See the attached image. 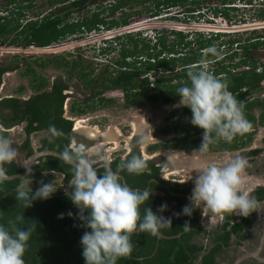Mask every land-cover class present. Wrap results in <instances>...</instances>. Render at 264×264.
<instances>
[{
	"label": "flooded vegetation",
	"instance_id": "obj_1",
	"mask_svg": "<svg viewBox=\"0 0 264 264\" xmlns=\"http://www.w3.org/2000/svg\"><path fill=\"white\" fill-rule=\"evenodd\" d=\"M124 1L125 0H113V3L104 5L103 1L98 3L94 0H34L33 2L28 0H16L15 2L0 0V20L2 22L8 20L13 21L14 27L16 26V23L21 25L18 30L10 34H5L4 37L0 39V50L6 51L1 48H8L9 46L10 48L15 49L24 48V51L28 50L31 45H16L12 44V41L16 35L23 30L25 25L32 21L59 19L61 20V24L58 25V29L68 33L69 30L73 29L71 27L76 25V29H78L80 24L95 18L104 19L107 23H109L113 20V16L110 15V10ZM210 1H218L220 4L219 6L214 7V10L212 11V14L214 15L211 19L210 25L219 27L220 25L217 26L213 22L218 23L217 19H223L224 16L228 17L230 11L241 13L246 11L244 14L248 16L246 20L254 27L252 29V34L256 35L260 32V29L255 27L257 23L254 21L255 6L258 5L256 4L257 0H205L200 4L202 5ZM224 1H226V4ZM258 1H260L258 9H262V12L258 17L264 19V0ZM39 2L40 5H38ZM93 4L96 5L98 11L96 10L92 14L88 11L89 15L78 21L73 19L75 11H79L81 7L85 11L87 5L88 8H91L95 6ZM147 4L151 3L148 2ZM230 4L233 5L230 7ZM34 7L38 10L46 7V9H48L46 15L42 14V17H38L36 20H26L28 17L27 11L32 10ZM138 7L140 8L139 10L137 9ZM143 9V6H136L134 8L125 7L123 10L120 9L117 13L121 12L123 17L129 13H144L145 11ZM107 18L112 20L107 21ZM223 26L224 28L222 29H226L229 27V24L225 22ZM97 27H99V30L107 29L104 25H98ZM76 29L74 28V30ZM80 29L83 33L77 31L76 35H82L87 31L86 26H82ZM157 31L158 32L156 34L154 33V35L149 37L147 40L150 44L154 42L152 44V48L157 46L156 49L149 50V53L152 55L151 59L147 54H144L145 52L138 51L136 50V47H134V49L130 52L132 53L136 51V54L127 56L124 59V62L128 65L123 67L119 65L118 62L123 59L122 51L126 50L123 47L126 45L125 41L129 36L117 37L115 44H120V47L123 48L120 51V59L111 62L108 66H106L105 70L98 75H95V69H91L87 72L84 71V73H90L92 71L91 76L88 79L89 82L84 81L80 76L82 67H77L79 68L78 72H76V69H73V64L75 62H79L78 60L72 63V68L67 71V77H59L57 75L49 80L44 75L38 73L36 69L38 68L40 70H44L53 66V68L56 69L55 71H63V69L67 68V65L69 66V64L66 62L67 65L63 64L61 67H58L57 62L54 61L47 64L48 66L42 67L32 65L31 63L27 64V61L19 59L21 60V66L20 64H18V66H14V64L3 66L1 65V63H3V59L1 58L5 56L4 53L3 55H0V133L5 132L7 138L14 143L16 148H18L17 145H19V154L21 151H24L23 162L18 161L20 159V156L18 155V158L14 163L6 165L7 172L10 170V167L14 165L16 170L20 171V173L10 176L27 177L28 172L26 169L28 168L30 162L31 176L28 178H30L29 181L34 183L33 187H31L33 194L40 187L41 182H43L44 184H53L56 192L53 193L52 196L55 195L62 198H69V201L66 199H64L65 201L63 200L66 203V206L59 208L60 211H64V213L66 212V222L64 223V221H58L56 223L57 225H64L62 227V233L64 234L54 238L52 236L30 237L29 241L31 242L28 243L29 251L33 249L39 254L36 255L37 257L34 259L33 264H42L43 260L46 258L45 254L47 253V250L48 253L50 251L47 255L52 257L49 264H59V260L64 263H68L70 261L71 264H75L73 262L74 259H83L81 238L86 231L91 230L87 228L85 222L80 219V216L83 215L87 218L89 217L90 212L86 210L81 213L80 209H78L71 201L70 196L73 189L71 188L69 181L73 175L72 168L69 165L64 164L61 159L55 158L49 154L50 152H53L61 155V153L68 148L77 149L82 145L86 146L89 157L96 161L94 166L99 168L98 176L103 174L105 166H109L113 171H116L122 162L127 161L133 155L139 154L147 162L148 171L143 175H130L126 171L121 172L120 175L122 177V182L126 183L129 187L141 190L148 189L152 192L149 201L141 208V215H143V210L146 207L151 208L152 211L158 215H162L165 218H171L172 227L171 229H162L161 231L163 235H165L164 232L166 231L173 232L176 230V225L179 226L185 222L191 223L192 219L196 221V225L191 226L185 232L168 236L175 238L163 239L159 237L154 244L150 239V234L142 237L138 236L141 232L133 234L131 240L134 245V249L131 256L127 258H120L117 261V264H122L123 259L126 260L125 264L137 261L141 264H160L157 253L161 245L159 241L161 239H181L185 243L184 245L188 248H195L193 252L190 250L188 252L193 257L192 264H264V133L262 135L257 134V129L260 131L262 129L261 132H264V124L260 122V116L263 111L261 108L254 106L250 109H244V112L251 114L256 118V122L250 121L252 125L250 132L244 136H236L231 143L225 142L222 139H216L214 143L209 144L206 151L209 152L208 156L212 159L210 164H217L219 166L227 165L230 161L237 157H244L247 160V166L243 174L244 191L251 193L260 205L247 217H242L238 213H224L222 215L215 214L210 209L205 208L202 204H197L193 207L191 196L195 187V177L197 172L202 169V165L199 163H193L191 160L192 157L190 156L187 162H185V156L186 153L190 151H199L202 143L203 132L191 137L190 141L181 143V146L177 148L163 146L164 143L169 145L178 142L180 134L175 130L176 122L184 121L186 119V115L183 111L186 107L170 112L165 117V122L167 124L164 127H152L148 130L147 128H142V132H140L138 131V127L132 126L133 123L130 124L132 133L128 138L124 135L123 130L112 129L113 131H111V127L102 128V125L100 124L102 119L99 118L106 116L103 115L102 112L107 110L108 105H112L109 103L107 106H102V100H105L106 102L113 100L116 104V98L119 96L121 101L124 103L123 108H138L143 104L125 107L126 98L129 94H133V96L137 94L138 90L145 86V79H148V86L153 89L157 88V83L163 78H174L171 85H176L178 83V79L176 78L177 76H186L189 66H198L199 62L194 65L177 67L175 70L157 68L144 73L146 70V63L148 61L152 64H156L159 61H169L170 59L187 55L192 50L191 46L193 44L190 47L182 49L183 55H171L166 51L162 52L160 41L163 38L167 39V37L164 34L163 29L161 31ZM176 32L177 31H172L174 34ZM206 33H211L212 36L205 40V42L210 44L201 51L202 53H204L205 49L214 46L213 42H215V40H220L228 34L235 33V31L218 33L207 31ZM188 35L189 34L186 36ZM194 36H201V34L197 33ZM139 39L140 42L146 41L141 37H139ZM59 42L60 41L54 42L49 46L57 44L61 45ZM255 43H260V46L255 49L251 48L252 44ZM249 47L250 49H248ZM261 47H264V35H256L255 38H249L245 42L239 39L230 40L226 43H223L222 41V43L216 47L221 53L220 57L213 58L211 55L208 57L209 64H216L209 71L216 77L222 79L229 78L232 75L239 73L249 72L253 69V66L257 67V72H262L264 71V65H261V63L259 65V62L249 59L250 55ZM117 48H119V46ZM186 49H189V51L184 52ZM78 50L80 49L78 48ZM224 50L227 52L223 53ZM99 51L98 55L99 57H102L100 60L97 59L99 62L103 60V57L107 58L110 56V53L114 52L111 48H102L99 49ZM247 51L249 54H246ZM15 52L16 53H14V55H17L19 50H16ZM59 52L54 54L58 55ZM71 53H75L74 48ZM239 53H242L243 57L239 58V60L235 62L237 59L236 56ZM9 54V52L5 53V55ZM24 54L27 56L30 53L26 51ZM232 56H235V59H231ZM18 57L21 56L18 55L17 58ZM245 61L248 64L240 65V63ZM39 62H45V60L43 61L41 59ZM29 67L34 69L37 75L41 76V79L47 82L45 87L38 89L32 85L33 75L29 72ZM241 68L244 69L242 70ZM71 71H73L74 74L71 75ZM132 71L143 72L133 83H137L138 86L141 85V87H133L131 85L127 86L125 84L121 87H117L115 80L119 78V72ZM17 72H20V78L26 81L24 86L22 85L18 88L20 89L21 87H24V90H22L21 93L18 89H15L16 91H19L17 94L23 96L21 99H18L19 101L17 103L20 105L19 107H15L16 103L8 102L9 100L16 98L10 96L6 97L3 95V91L7 85L5 83L6 78L16 74ZM174 72L175 75L173 76H162L163 74H170ZM159 73L160 76L157 77ZM69 79L73 80L68 81ZM185 80L186 79H183L182 81ZM187 81L189 83V80ZM163 83L168 84L167 82ZM263 86L264 80H262L260 87L257 89L249 90L248 88H243L237 92H233V89H229V91L232 92L234 96H238L240 94L245 95L246 101L243 104L247 105L248 103L264 102V92H262L260 96H252L253 92L263 89ZM109 93H111L112 96H108ZM39 96L40 99L39 102H37L36 107L38 108V111L43 114L42 119L45 123L41 126L39 122H36L34 124L35 129L31 134H28L26 130L28 128V122L25 119H21L22 114L25 110L28 111L29 108H27V106H29V104L32 106L31 104L36 101V98ZM61 97H64V102L60 106L58 101ZM178 101H180V98L177 102ZM74 106L85 108L86 112L76 113L73 110ZM93 106L94 108H92ZM256 109H259L260 111L258 116L256 115ZM177 111L180 113L169 119L172 113ZM65 121H68V123L65 124ZM17 128H23V132L25 134L24 137L18 136V141L15 140V137L11 138V132ZM167 128H170L171 130L162 134L160 133L162 129ZM143 129L146 130L144 131ZM154 133H157L158 139L156 142L151 143L150 138L154 136ZM122 143H124L125 146H123ZM193 144L195 146H192ZM151 147H154L152 151L150 150ZM97 150H99V156L96 154ZM146 152L151 154L147 155ZM166 154H168L167 158L164 157ZM33 157L36 158L32 159ZM100 157H103V159ZM196 160H198V157ZM17 180L20 179L17 178ZM17 188L18 187L12 188L11 191L4 196L5 199L13 192H16ZM162 205H167V209L160 212L159 209ZM185 206L192 207L191 216L183 214ZM69 213L72 214L71 219L69 218ZM175 214H179V216ZM38 240H41L42 243L40 241L39 243H36ZM149 241L154 246L151 253H148L149 250H151L148 247ZM42 247L44 248V251L41 250L39 252ZM49 249L55 250L51 252ZM30 254L33 257L31 251ZM44 256L45 258L41 259V257ZM54 256H56V258H53ZM27 257L30 258V263H32L33 258L30 256ZM64 260L67 261L65 262ZM154 260L155 262H153ZM30 263L25 262V264ZM84 264H86V262Z\"/></svg>",
	"mask_w": 264,
	"mask_h": 264
},
{
	"label": "clouds",
	"instance_id": "obj_2",
	"mask_svg": "<svg viewBox=\"0 0 264 264\" xmlns=\"http://www.w3.org/2000/svg\"><path fill=\"white\" fill-rule=\"evenodd\" d=\"M140 33L138 35L143 40L149 39L145 30ZM115 41L116 38L107 40L105 48L113 46ZM209 55L220 57L221 53L215 46L205 49L198 66H189L187 70L189 83L177 89L180 104L191 110L190 123L203 130L199 148L202 152L207 151L209 144L216 139L231 143L236 136H244L252 128L244 114L243 101L229 91L225 80L208 70ZM96 154L99 156V150ZM18 155V149L11 140L0 134V185L13 179L7 173L6 165L14 163ZM60 159L73 170L69 181L73 189L70 196L72 203L81 213L86 210L90 212L87 218L80 216L91 230L86 231L81 238L82 256L86 264H117L120 258L131 256L134 249L131 240L133 234L146 232L159 238L162 229H171V218L158 215L151 208L145 207L141 215L142 206L152 194L150 190L133 189L122 182L121 172L143 175L148 171L147 162L141 156H131L116 171L105 166L103 174L99 176V168L94 166L96 161L89 157L86 146L68 148L61 153ZM246 166L247 160L237 157L227 165L209 164L199 170L191 196L193 207L202 204L215 214L238 213L247 217L260 205L251 193L244 191L243 174ZM26 171L27 177L18 178L21 184L16 190V199L24 201L25 208H28L36 199H49L56 189L52 183L41 182L33 194L31 183H28L31 171ZM166 209L167 205H162L159 211ZM183 214L191 216L192 207L185 206ZM16 219L24 221L23 216ZM190 227L185 222L183 228L188 230ZM33 228L34 225L19 228L11 221L8 227L0 224V264H25L23 257Z\"/></svg>",
	"mask_w": 264,
	"mask_h": 264
},
{
	"label": "trees",
	"instance_id": "obj_3",
	"mask_svg": "<svg viewBox=\"0 0 264 264\" xmlns=\"http://www.w3.org/2000/svg\"><path fill=\"white\" fill-rule=\"evenodd\" d=\"M9 1L15 2L16 0H9ZM28 1L33 2L34 0H28ZM204 1L205 0H125L124 2H121L118 5L114 6L110 10V15L115 16L120 9L123 10L125 7L134 8L136 6H143L144 7L143 10L145 12H150L152 15H154V17H158L161 15V13L165 11H170L174 8H184L188 6L198 5V7L189 9L188 11L191 14H194L195 12L199 11L197 10V8L200 9L201 8L200 3ZM148 2L151 3L150 7L147 6ZM225 2L226 1H224V3ZM152 10L154 12H151ZM141 13L142 12L129 13V14L124 15L123 17H120L119 19H113L109 23H107L104 19H100V18H95L93 20H87L86 22L80 24L78 29H76V25L71 27L73 29L68 31L69 34L66 33L65 31H60L58 29V25L61 24V20L59 19L32 21L28 23L27 25H25L23 30L16 35V37L12 41V44H16V45L26 44V45H34L36 47H46V46L51 45L54 42H58L61 39L66 38L67 36L76 35L77 31L83 33V31L80 29L82 26H86L87 28L86 32H92L93 30L98 31L99 30V27H97L98 25H104L109 30L128 26L130 24L129 22L130 18L134 15H139ZM20 26L21 25L19 23H16V26L14 27L13 21L8 20V21L2 22L0 20V39L4 37L5 34H10L18 30ZM74 28L76 30H74ZM174 30L183 31V29H174ZM176 34L179 36V41L174 45H168L166 38L161 39L160 45L162 47V52L166 51L171 55L182 54L183 53L182 49H185L186 47H190L193 44L192 43L193 41H187L186 35L182 33H176ZM129 41L135 43L136 50H137L140 41L130 37V35H129ZM141 42L144 44V47H143V52H145L144 54H147L149 58L151 59L152 55L149 53V50L156 49L157 46L152 48L149 42H146V41H141ZM196 42L199 43L200 45L199 49L197 51L191 50L187 55L182 54L183 56H180L178 58H173V59H170L169 61H159L156 64H152L150 61H148L146 63V70L144 73H147L148 71L157 69V68H163L165 70L166 69L175 70L177 67H184L187 65L197 64L203 58V53L201 51L206 46H208L210 43L208 44L207 42L203 41L202 38L197 39ZM259 46H260V43H255V44H252L251 48L255 49V48H258ZM248 49H250V47ZM134 54H136V51L131 53L130 51L123 50L122 51L123 59L119 61L118 64L121 65L122 67L125 65H128L127 63L124 62V59L127 56H131ZM246 54H249V52L247 51ZM213 58H216V57H213ZM231 59H235V56H232ZM51 62H54V61H51V60H47L45 62L37 61V62H34V65L46 67L48 66L47 64ZM55 62H57L58 67H61L63 64L67 65L66 62H64L62 59H59V58L56 59ZM246 64H248L246 61L240 63V65H246ZM77 67H82L80 71V76L84 81L87 82L91 76L92 71L90 73H84V68L81 62H75L73 64V69H76ZM29 69L31 70V71L29 70V72H31V74L33 75L32 85L38 89L45 87L47 85V82L41 79L42 77L37 75L34 69H32L31 67H29ZM256 69L257 67L253 66V69L249 72H243V73H239L236 75H232L231 77L223 79V80L227 82L228 89H233L232 90L233 92H237L243 88H248L249 90L257 89L260 87L262 80H264V71L257 72ZM71 72H72L71 75L74 74L73 71ZM142 73H143L142 71L119 72V76H118L119 78L115 80V82L117 83L116 86L121 87L122 85L125 84L127 86L131 85L133 87H141V85L138 86L137 83L135 84L133 83L139 78V76ZM176 78L178 79V83L176 85H171L174 78L173 79L172 78L161 79V81L157 83L156 89L150 88L148 86V79H145L144 81L145 86L139 89L137 94H135L134 96L133 94L127 95L125 107L157 103L159 101H161L162 104H170L172 102L177 101L180 98L177 94V89L183 86V84L188 83L187 81L188 76L182 75V76H177ZM183 79H186V80L182 81ZM163 82H167L168 84H164ZM20 90L21 91L24 90V87H21ZM235 97L238 100L243 101V103L246 101L245 95L243 94H240ZM39 99H40V96L36 98V101L34 102L32 101L33 102L31 104L32 106H30L29 104V106H27V108H29L28 111L25 110V112L22 114L21 119H25L28 122V128L26 129L28 134H31L33 130L35 129L34 124L36 122H39L41 126H43L45 123V121L42 119L43 114L40 113L38 111V108L36 107L37 102H39ZM58 102L61 106L64 102V97H61ZM109 103L114 104V101L110 100L106 102L105 100H102V104H103L102 106H107ZM17 106L19 107L20 105L16 103L15 107ZM254 106H257L258 108H261L263 110L260 116V119H261L260 122L264 124V102L248 103L247 105H244V109L246 108L250 109ZM92 108H94V106ZM73 110L76 113L86 112L85 108H81L80 106H74ZM183 111L186 115V119L184 121H177L176 127H175V130L180 134L178 138L179 143L177 142V143H173L169 145L164 143L163 146H167V147L169 146L170 148H177L181 146L180 145L181 143H186L190 141L191 137H194L195 135L201 134L203 132L202 129H199L198 127H195L190 123L191 118H192L191 110L186 107L183 109ZM178 113L180 112L177 111V112L172 113L169 119H171V117L173 116H177ZM244 114L248 121L256 122V118L254 116L246 112H244ZM64 123L67 124L68 121H65ZM170 130H171L170 128L162 129L160 133L162 134L164 132H169ZM67 131H68V128H67ZM192 146H195V145L193 144ZM153 149L154 147L150 148L151 151ZM138 156L140 155L138 154ZM7 173L9 175H13V174L20 173V171L16 170L15 166L13 165L10 167V170ZM20 184H21V180L16 179L15 181H11V182L9 181L3 185H0V224H3L5 227H8L9 222L11 221L15 223V225L19 228H25V227H28L29 225H34V228L31 232L30 237H37V236L38 237L40 236L41 237H47V236L51 237L52 236L54 238V237L63 235L64 233H62V227L64 225H57L56 223L58 221L60 222L64 221V223L66 222V215H65L66 212L64 213V211L63 212L60 211L59 208H61L62 206H66L64 199L69 201V198L67 197L62 198V197L54 195L47 200H43V199L34 200L32 202L31 207L25 208L24 206L25 202L22 200L18 201L16 199V192H13L6 199L4 197L8 192L11 191L12 188H16ZM61 215H62V218H61ZM18 216H23L24 221L17 220L16 218ZM69 218L71 219V216ZM188 223L191 226L196 225V221L193 219L191 220V223L190 222ZM184 224L185 223L179 226L174 225L176 230H174L173 232L166 231L164 232V234L167 236H170V235H176L181 232L183 233L186 231L183 228ZM147 234L149 233L141 232L138 234V236L142 237ZM150 239L153 244L155 243V241L158 240V238L153 237V236H151ZM39 241L41 242V240H38L37 242L36 241H33V242L39 243ZM159 241L161 245L159 247L157 255L159 257L160 264H192L193 263V257L188 252L189 250L193 252L195 248H188L187 246L184 245L185 243L183 242V240L181 239H174V240L161 239ZM29 242L31 241H28V243ZM28 243H27V250L25 252L23 259L25 262L30 263V258L27 256L32 257L30 254V251H31V253L33 254V257H32L33 259H32V263L30 264H33L34 259L37 257L36 255H39V254L36 253L33 249L29 251ZM148 247L151 249L149 250L148 253H151L152 248L154 246L151 244L150 241L148 242ZM41 250L44 251V248L42 247L39 250V252ZM49 250L53 252L55 249L54 250L49 249ZM49 253L47 250V253L45 254L46 258L45 256L41 257V259L45 258L42 264L50 263V260L52 259V257H50V255H47ZM53 258H56V256H54ZM155 260L153 262H155ZM64 261L66 262L67 260H64ZM125 261L126 260L123 259L122 264H125ZM58 262L59 264H71L70 261L68 263H64L61 260H59ZM73 262L75 264L77 263L84 264L85 260L82 258H79L77 260L74 259ZM128 264H141V263L137 261V262H129Z\"/></svg>",
	"mask_w": 264,
	"mask_h": 264
},
{
	"label": "rangeland",
	"instance_id": "obj_4",
	"mask_svg": "<svg viewBox=\"0 0 264 264\" xmlns=\"http://www.w3.org/2000/svg\"><path fill=\"white\" fill-rule=\"evenodd\" d=\"M98 3H100L101 1L104 2V5H109V3H113V0H94ZM41 2V1H40ZM40 2L38 5H40ZM231 3V2H230ZM238 3V2H237ZM260 1L257 0L258 4L257 6H255V17H254V21L257 23L255 27H257L258 29H260V32L256 35H264V19L258 17L259 14L262 12V9H258ZM95 5V4H93ZM151 4H148L147 6L150 7ZM219 2L218 1H210L207 3H204L202 5H200V9L197 8V12H195L194 14H191L189 11V9L198 7V5L195 6H188V7H184V8H174L170 11H165L163 13H161L160 16L158 17H154V15H152L150 12H144L142 14L139 15H135L132 16L129 20L130 24H135V23H140L142 22L143 24H138L135 25L134 27L130 28L131 32L130 33H134L133 35L131 34L130 37L140 40L139 37L136 36V32H134L136 28L139 29H145V31L147 32V35L149 37L153 36L154 33L156 34L158 31L157 30H162L164 31V34L167 37V44L168 45H174L179 41V36L176 34L177 32H179L178 30H174V29H183V31H180L182 34L187 35L189 34L187 37V41H193V45L191 46V49L196 51L199 47V44L196 42L197 39H201L202 40H206L208 38H210V36H212L211 33H206L204 31L209 30V28H212L211 26H204L203 24H208L210 25L211 19L213 17L214 14H212V11L214 10V7L219 6ZM233 4H230V7ZM42 9V8H41ZM38 10L36 7H34L32 10L27 11V15L28 17L27 19H32V20H36L38 17L41 18L42 14L47 13L46 7L43 8L42 10ZM138 10L140 9L139 7L137 8ZM98 11V8L95 6L88 8V5L85 8V11L83 10V8L81 7L79 9V11H75V16L73 17L74 20H81L84 19V17H87L89 15L88 11L90 12V14H92L95 11ZM151 12H154L153 10ZM246 12V11H245ZM244 13L241 12H235V11H230L229 12V16L226 17L224 16L223 19H217V22H213L215 23V25H220L219 31L221 32H229V31H235V33L232 34H228L225 37L221 38L220 40H215V42H213V45L215 47H217L218 45H220L223 41V43L228 42L230 40H234V39H239L243 42H245L247 39L251 38H255L256 35L252 34V29L254 28L251 23L249 21H247L246 19L248 18V16L244 15ZM253 12V11H252ZM109 17V16H108ZM120 17H122L121 12L117 13L115 16H113L112 19H119ZM226 17V18H225ZM107 18V21L112 20ZM41 20V19H39ZM25 21V20H24ZM227 22L229 24V27H227L226 29H222L224 28L223 24ZM253 22V21H251ZM222 23V24H220ZM198 25H203L202 27L198 28ZM200 30V31H199ZM172 31H177L175 34L172 33ZM103 30H99V31H92V32H88V33H84L82 35H76V36H67L64 39H61L59 44L62 45L61 48H59V50L57 51L55 50H48L46 51V54H33V52L35 53L36 50H31L30 48L26 51H28V53H30L29 55H25L24 53H26V51H24L23 49H19L20 54L14 55V53H16L14 51L11 50H7V51H3L0 50V55L4 56L3 58V63H1V65L5 66V65H13L14 66H18V64H20L21 66V60H25L27 61L26 63L29 64L31 63L32 65L33 62L35 61H40L41 59L44 61L46 60H51V61H55L56 58H60L63 59L64 62H67L69 64V66H67V68L63 69V71H55L56 69L53 68V66H50V68L48 69H44V70H40V69H36L38 71V73L44 75L47 79L51 80L52 78L56 77L57 75L59 77L63 76V77H67V71L70 70L72 68V63L75 61H79L82 63L83 67H84V71H90L91 69H95V75H98L100 73L103 72V70H105L106 66H108L111 62L116 61L117 59H120L121 56V50L123 48H125L127 51H132L134 49V47H136L134 42L129 41V37L126 39V45L122 48L120 47V44H117L119 46V48H117L118 46L113 43L110 48L113 49V53H110V56H108L107 58L103 57V60L101 62H99L97 59L100 60L99 57V49L100 47L103 45V41L100 43V39L101 38V34H102ZM116 33V32H115ZM112 33V34H115ZM172 33V34H171ZM200 33L201 36H194L195 34ZM146 34H144L145 36ZM193 35V36H190ZM129 36V35H127ZM203 36V37H202ZM103 37V36H102ZM147 41V40H146ZM148 42V41H147ZM5 43V42H4ZM154 42L151 43V46ZM10 47V46H9ZM143 47L144 44L142 42H139L138 51H142L143 52ZM75 49V53H71L72 49ZM78 48L80 50H78ZM117 48V49H116ZM235 48V47H234ZM77 49V50H76ZM116 49V50H115ZM177 49V47H176ZM223 49V47H222ZM59 52L58 55H55L54 53ZM189 49H186L184 52H188ZM9 52V55H5V53ZM227 51L224 50L223 53H226ZM241 52V51H239ZM2 53V54H1ZM32 53V54H31ZM51 53V54H50ZM50 54V55H49ZM20 55L21 57L17 56ZM16 56V57H15ZM243 55L242 53H239L236 56V61L237 62L239 60V58H242ZM21 59V60H19ZM251 60H255L257 62H259V65L261 63V65H264V47H261L258 50H255L251 55L250 58ZM25 64V63H24ZM216 64H208V70L212 69V67H214ZM25 68V66H24ZM79 68H76V72H78ZM242 69V68H241ZM244 69V68H243ZM242 69V70H243ZM23 73V72H22ZM14 74V73H13ZM20 72H17L14 75L8 76L5 80V83L7 84L5 86V90L3 91V95H9L11 93H13V91L15 89H18L20 86H24V84L26 83V81L24 79L20 78ZM175 75L174 73H170V74H163L162 76H173ZM160 76V73L157 75V77ZM154 79V78H153ZM73 79H69L68 81H71ZM264 87V86H263ZM16 91V90H15ZM264 92V88L261 90H257L256 92L252 93V96H256L259 95ZM108 96H112L111 93L108 94ZM117 101L115 104L112 105H108L107 110L103 111V115H106L104 117H100L99 119H102L100 122V124L102 125V128H110L111 127V131H113L112 129H116V130H123V133L125 136L130 137L131 133H132V129L130 128V124H132L133 127H138V131L142 132V128H147L151 129L152 127H164L167 123L165 122V117L173 111L176 110H180V108H183L184 106H182L180 104V101H176L170 104H162L161 101L157 102V103H150V104H143L140 107H136V108H132V109H125L123 108L124 103L121 101V99L119 98V96H117ZM264 99V98H263ZM259 101V99H258ZM118 103V104H117ZM123 103V104H122ZM260 113L259 109H256V115L258 116ZM70 116V115H68ZM75 116V115H74ZM144 123V124H142ZM155 124V125H153ZM126 127H125V126ZM128 125V126H127ZM144 131L146 129H143ZM262 131V129H261ZM259 129H257V134L258 135H262L264 132H261ZM119 132V131H118ZM9 133V132H8ZM24 132H23V128H17L14 131L11 132V138L15 137V140L18 141V136L24 137ZM10 137V136H9ZM158 139L157 133H154V136L150 138V142L154 143L156 142ZM162 139V138H160ZM160 141V140H159ZM14 146V143H12ZM18 144V143H17ZM119 144V142H118ZM123 146H125L124 143H122ZM152 145V144H151ZM19 148V145H17ZM114 146V145H112ZM15 147V146H14ZM17 148V149H18ZM107 148V147H105ZM165 151V150H163ZM19 152V149H18ZM147 155H150L151 153H147ZM209 152H202V151H190L188 153H186L185 156V162H187V160L189 159V156L192 157V161L193 163H199L200 165H202V168H204L205 166L209 165L210 162L212 161L211 157L208 156ZM24 151H21V153L19 154L20 159L18 161L23 162V158H24ZM183 155V154H181ZM185 155V154H184ZM165 158L168 157V154H166L164 156ZM163 157V158H164ZM198 157V160H196ZM200 161V162H198ZM189 162V161H188ZM197 166V165H195ZM28 183H31L30 187H33L34 183L32 181H28Z\"/></svg>",
	"mask_w": 264,
	"mask_h": 264
},
{
	"label": "built area",
	"instance_id": "obj_5",
	"mask_svg": "<svg viewBox=\"0 0 264 264\" xmlns=\"http://www.w3.org/2000/svg\"><path fill=\"white\" fill-rule=\"evenodd\" d=\"M138 24H143L142 22H140V23H135V24H129L128 26H124V27H119V28H115V29H105V30H103V32H102V34H101V38L102 39H100V43L103 41L104 43H103V45L100 47V49H102V48H105V47H107V43H106V41L107 40H112V39H115V38H117V37H125V36H127V35H133L134 33L132 32V33H130L131 31V29L130 28H132V27H134L135 25H138ZM204 26H211V27H213V28H209V30H206V31H204V32H212V33H218V32H221V31H219V28L217 27V28H215L214 26H212V25H208V24H203ZM133 29V28H132ZM135 31L134 32H136V36L138 37V34H139V32L140 31H142V30H145V29H139V28H136V29H134ZM179 32L181 31V30H178ZM200 31V30H199ZM116 32V33H115ZM227 32V31H226ZM112 33H115V34H112ZM103 36V37H102ZM134 36V35H133ZM102 40V41H101ZM62 47V45H52V46H47V47H36V46H34V45H31L29 48L32 50H36L35 51V53L33 52V54H45V53H47L46 51H48V50H59V48H61ZM1 49H5L6 51L7 50H11V51H14V50H19V49H15V48H10V47H8V48H6V47H2ZM21 50V49H20ZM56 51V52H57ZM20 52V51H19ZM18 54H20V53H18ZM32 54V53H31Z\"/></svg>",
	"mask_w": 264,
	"mask_h": 264
},
{
	"label": "water",
	"instance_id": "obj_6",
	"mask_svg": "<svg viewBox=\"0 0 264 264\" xmlns=\"http://www.w3.org/2000/svg\"><path fill=\"white\" fill-rule=\"evenodd\" d=\"M49 154H51V155L54 156L55 158L60 159V154H56V153H53V152H50ZM35 158H36V157H33L32 159H35ZM27 169H28V170L31 169L30 162H29V165H28V168H27ZM12 177H13L12 180H15V179H17V178H19V177H23V176H12ZM12 180H11V181H12ZM160 238H163V239H173V238H175V237H168V236H165V235L161 234Z\"/></svg>",
	"mask_w": 264,
	"mask_h": 264
},
{
	"label": "crops",
	"instance_id": "obj_7",
	"mask_svg": "<svg viewBox=\"0 0 264 264\" xmlns=\"http://www.w3.org/2000/svg\"><path fill=\"white\" fill-rule=\"evenodd\" d=\"M21 89V88H20ZM20 89H18L19 91H20V93H21V90ZM15 91V92H13V93H11V94H9V95H4V96H10V97H14V98H16V99H12L11 101L9 100L8 102H13V103H17L19 100L18 99H21V97H23L22 95L20 96L19 94H17V92L19 93V91ZM13 100H15V101H13ZM0 134H3V135H5L6 137H7V135H6V133L5 132H2V133H0ZM16 147V146H15Z\"/></svg>",
	"mask_w": 264,
	"mask_h": 264
},
{
	"label": "bare ground",
	"instance_id": "obj_8",
	"mask_svg": "<svg viewBox=\"0 0 264 264\" xmlns=\"http://www.w3.org/2000/svg\"><path fill=\"white\" fill-rule=\"evenodd\" d=\"M203 25H198V28L202 27ZM213 28V27H212ZM217 28V27H215ZM85 122V121H84ZM87 123V122H86ZM84 124V123H83ZM81 125V124H80ZM137 130V129H136ZM110 136V135H109ZM106 138V137H105ZM97 139V138H96ZM102 143V142H101ZM172 158V157H171Z\"/></svg>",
	"mask_w": 264,
	"mask_h": 264
}]
</instances>
